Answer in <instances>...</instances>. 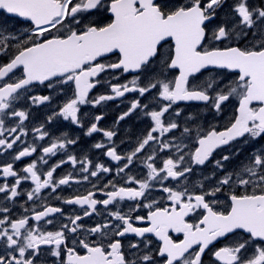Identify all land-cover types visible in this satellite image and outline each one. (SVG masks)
<instances>
[{"label":"snow or ice","instance_id":"snow-or-ice-1","mask_svg":"<svg viewBox=\"0 0 264 264\" xmlns=\"http://www.w3.org/2000/svg\"><path fill=\"white\" fill-rule=\"evenodd\" d=\"M0 158V264H264V0H0Z\"/></svg>","mask_w":264,"mask_h":264},{"label":"flooded vegetation","instance_id":"flooded-vegetation-1","mask_svg":"<svg viewBox=\"0 0 264 264\" xmlns=\"http://www.w3.org/2000/svg\"><path fill=\"white\" fill-rule=\"evenodd\" d=\"M230 2H231V0H230ZM105 59L108 60V61H110V62H114L115 59H116V57L115 56H111V57L105 58ZM212 74L214 75L215 73L213 72ZM131 75L132 74H128V78L129 79L131 78ZM177 75H178V72H177ZM229 75L234 76L235 74L234 73H229ZM120 80L121 81H124L125 80V77L124 76H121L120 77ZM114 82H116V81H114ZM97 91H98L97 89H93L92 90V93H90V96L95 95L97 93ZM101 91H103V89H101ZM133 95H135V94H129V96L127 98H125V104L123 105V107H126L127 106V99H130ZM117 103H118L117 101L110 102L109 107L107 109H105V120L104 121H101V126H104V127L112 126V121L115 119L117 113L121 110L120 108L115 107V105ZM198 107H200V106L197 105V104H191V105L186 106V108L189 109V110H194V109H196ZM237 108H238V101L237 100H232V101L229 102V106L226 109V112L229 114V117H231V116H233V115L236 114ZM85 110H86L85 108H82L81 109L82 112L85 111ZM87 110L90 111V112L91 111H95V112H99L100 111L99 108H97V109H87ZM32 112H33V115L30 117V120L25 122V124L28 126V128L30 130V133H31V129L34 126L38 125L43 120V117H44V114H45V110L42 107L39 110L33 109ZM209 127H214L217 130H223L224 129V121H213V122H211L209 124ZM48 128L52 129L53 131H57L51 125H49ZM64 131L65 132H68L70 135L73 134V133L79 135L82 130L81 129H76L73 126L68 125V126H64ZM121 134H123V131L121 132ZM27 139H28V141L30 143L32 142V139L33 138L31 136V134L29 135V137ZM95 139H99V137L97 136V137H95ZM117 139L119 140V137H117ZM81 143L87 145L88 141L85 139V140H82ZM234 143H239V142H234ZM125 147H126V145H125ZM230 147L231 146H228V147L222 148V149H218L217 152L214 153V158H216L221 153L227 152L228 151V148H230ZM75 151L76 152H79L80 151V147L77 146V148L75 149ZM89 155L90 156H93L98 161L107 162L106 157L100 156L97 153H95L94 151H90L89 152ZM31 159H32L31 157L26 158L24 161L19 162V164L17 165V167H20L21 165L26 164ZM53 159L54 160L55 159H58V157L57 158H53ZM0 162H3V158H0ZM235 162H236L235 160L232 161L229 164V166L231 167ZM111 166L115 167L114 164H112ZM65 167L67 168L68 166L66 165ZM58 172H60V170H58ZM110 178L111 177H109V176H104L102 178V181L101 182L106 181V180H108ZM116 179L118 180L119 177H117ZM84 190H86V189L85 188H82L81 189V191H84ZM73 191H74V189L65 190V192L63 193V195H65V196L70 195V194L73 193ZM76 194H80V193H76ZM162 203H166V202L165 201H162ZM57 205L59 206L58 202H57ZM64 207H65V211L66 212L70 211V209H71V206H64ZM218 207H221V206H218ZM146 212H147V209H141V213L140 214H143V213H146ZM17 215H19V213H17ZM187 219L190 222H195V217L189 216ZM142 226H147V225H142ZM170 235H172L173 238L176 239V240L182 239V234L177 235L175 233H170ZM225 239H227V238H225ZM217 244L219 246L220 242H217Z\"/></svg>","mask_w":264,"mask_h":264}]
</instances>
